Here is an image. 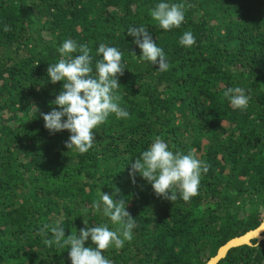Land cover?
Returning <instances> with one entry per match:
<instances>
[{
  "label": "trees",
  "instance_id": "1",
  "mask_svg": "<svg viewBox=\"0 0 264 264\" xmlns=\"http://www.w3.org/2000/svg\"><path fill=\"white\" fill-rule=\"evenodd\" d=\"M158 2L0 0V264H71L67 246L41 227L59 221L66 235L84 219L116 227L92 204L117 188L136 227L122 248L105 250L112 264H207L264 221V0H172L185 21L168 31L150 16ZM140 24L164 49L167 71L140 59L126 33ZM189 30L196 43L186 48L179 38ZM66 39L89 46L93 68L101 43L127 64L116 94L129 116L110 114L83 154L40 115L58 107L51 101L63 81H48L47 68ZM228 87L246 90V109L230 105ZM157 136L208 165L188 201L158 197L129 176ZM218 264H264V239L231 248Z\"/></svg>",
  "mask_w": 264,
  "mask_h": 264
},
{
  "label": "clouds",
  "instance_id": "2",
  "mask_svg": "<svg viewBox=\"0 0 264 264\" xmlns=\"http://www.w3.org/2000/svg\"><path fill=\"white\" fill-rule=\"evenodd\" d=\"M150 16L158 22L159 28L168 31L184 23L185 9L181 3L159 0L150 9ZM4 30L9 29L5 26ZM126 33L133 37L132 43L141 49V60L158 65L159 71L168 70L166 53L153 40L146 25L131 26ZM179 43L189 48L196 43V37L192 31H185ZM57 52L61 59L48 64L47 76L53 84L63 81L59 93L51 101L58 107L40 115L45 121L44 127L50 133L67 130L70 133L65 141L67 148L75 147L83 154L93 146V129L104 123L110 114L118 118L129 116L126 108L121 106L120 96L116 94V89L121 85L118 74H123L127 64L118 47L104 43L96 49L95 55L100 59L95 61L94 68V56L87 44L66 39L57 48ZM76 52L80 54L73 56ZM223 95L234 109L243 110L248 107L250 96L242 87H228ZM130 162L129 176L133 183L139 175L151 184L158 197L173 202L178 198L188 201L195 196L201 183V173L208 171V165L198 157L195 149L187 153L174 150V146L160 136ZM119 191L117 188L112 194L101 192L99 200L92 204L93 213L99 212L116 227L110 228L108 223L90 225L84 219L86 227L66 235L65 227L57 221L54 225L45 224L40 233L43 235L50 231L58 245L67 246L71 264H112L105 250L109 247L122 248L126 241L132 239L136 227V219L126 210L124 201L116 199ZM89 239L91 244L86 246Z\"/></svg>",
  "mask_w": 264,
  "mask_h": 264
},
{
  "label": "water",
  "instance_id": "3",
  "mask_svg": "<svg viewBox=\"0 0 264 264\" xmlns=\"http://www.w3.org/2000/svg\"><path fill=\"white\" fill-rule=\"evenodd\" d=\"M263 233H264V221L257 229L251 230L246 234L239 237H235L234 239L227 242L224 246H222L219 249L218 254L215 257H213L207 264H218L219 261L228 253V251L231 248L241 246L244 244L251 245L252 240L255 238L264 239Z\"/></svg>",
  "mask_w": 264,
  "mask_h": 264
},
{
  "label": "rangeland",
  "instance_id": "4",
  "mask_svg": "<svg viewBox=\"0 0 264 264\" xmlns=\"http://www.w3.org/2000/svg\"><path fill=\"white\" fill-rule=\"evenodd\" d=\"M257 229V228H256ZM255 230V229H254Z\"/></svg>",
  "mask_w": 264,
  "mask_h": 264
}]
</instances>
